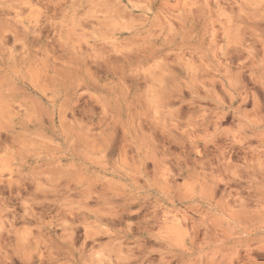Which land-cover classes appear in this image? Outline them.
<instances>
[{
  "label": "rangeland",
  "instance_id": "374dc122",
  "mask_svg": "<svg viewBox=\"0 0 264 264\" xmlns=\"http://www.w3.org/2000/svg\"><path fill=\"white\" fill-rule=\"evenodd\" d=\"M0 264H264V0H0Z\"/></svg>",
  "mask_w": 264,
  "mask_h": 264
}]
</instances>
